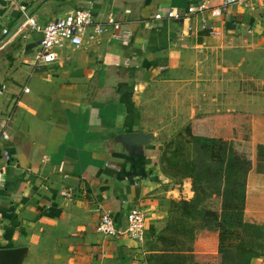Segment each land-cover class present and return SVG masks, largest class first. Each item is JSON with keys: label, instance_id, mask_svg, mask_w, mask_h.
<instances>
[{"label": "crops", "instance_id": "0c3cea01", "mask_svg": "<svg viewBox=\"0 0 264 264\" xmlns=\"http://www.w3.org/2000/svg\"><path fill=\"white\" fill-rule=\"evenodd\" d=\"M13 1L0 2V264H145V240L105 236L98 226L111 212L125 230L138 207L146 234L153 230L164 113L176 128L202 115L252 116L244 219L264 226L260 1ZM77 9L104 22L113 16L120 30L58 48V60L44 65L41 32L18 28L22 12L43 27Z\"/></svg>", "mask_w": 264, "mask_h": 264}, {"label": "rangeland", "instance_id": "374dc122", "mask_svg": "<svg viewBox=\"0 0 264 264\" xmlns=\"http://www.w3.org/2000/svg\"><path fill=\"white\" fill-rule=\"evenodd\" d=\"M163 118L167 132L162 136V143L155 158L153 172L157 178L155 187L157 200L155 209L151 213L155 221L153 230L147 233L144 239V262L145 264H196L199 258L205 256L202 246L207 242V236L217 242V251L221 248L222 239L229 236V242L233 243L231 249H228L227 256L221 254L220 249L215 261L216 264L221 262L224 264V257L225 259L227 257L229 262L236 264L240 260L236 246L242 238L236 232L239 213L235 208L222 211L227 212L230 218V223L227 225L230 226V234H226L223 231L225 224L221 225L222 214L206 216V209L197 206L195 201L199 196L201 199L212 196L213 199L222 200V197H218L217 191L208 188L206 181L216 183L226 178L228 180L244 178L248 164H245L243 171L232 175L220 173L221 165L216 160L209 161L207 155L199 152V146L185 133L186 126L176 128L177 121L173 118L167 119L165 113ZM241 197L240 189L239 201ZM211 210L216 211L215 208ZM261 233L264 231H251L246 239L251 242ZM259 242L264 244L263 239Z\"/></svg>", "mask_w": 264, "mask_h": 264}, {"label": "trees", "instance_id": "16d2710c", "mask_svg": "<svg viewBox=\"0 0 264 264\" xmlns=\"http://www.w3.org/2000/svg\"><path fill=\"white\" fill-rule=\"evenodd\" d=\"M252 116L249 114L240 113H222L213 115L198 116L185 128V133L190 139L199 146V152L208 156V160H216L221 165L220 173L233 174L243 171L245 164H248V169L244 178H236L233 180H221L220 182L212 183L206 181L209 189L217 191L218 197L213 199L212 196H207L201 199L199 196L195 204L206 209L205 215L217 216L222 214V226L225 224L223 231L230 234V218L222 212L223 210H232L235 208L239 213L236 220L237 234L242 236L239 244L236 246L237 252L240 255V260L236 264H251V261L264 253V233L258 235V240L251 242L246 239V236L251 231H264V226L258 224L247 223L244 219L246 208V179L251 168L252 161ZM205 172V171H204ZM223 187V188H222ZM222 188V189H221ZM242 190V197L239 201L238 194ZM237 190V192H236ZM202 200V201H201ZM211 205H220L215 207ZM215 208V210H211ZM210 209V210H209ZM208 237L207 242L202 246V251L205 256L199 258L196 264H216V254H228V249H231L233 243L229 242V236L222 239L221 248L216 247L214 238ZM206 237V238H207ZM264 243V242H263ZM222 264V262H221ZM224 264H232L224 257Z\"/></svg>", "mask_w": 264, "mask_h": 264}, {"label": "built area", "instance_id": "2783aa9c", "mask_svg": "<svg viewBox=\"0 0 264 264\" xmlns=\"http://www.w3.org/2000/svg\"><path fill=\"white\" fill-rule=\"evenodd\" d=\"M254 1V0H224V6H231L240 2ZM260 1L264 6V0ZM1 4L12 6L13 0H0ZM207 4L203 2L199 9L205 10ZM170 18H178V15L174 12L169 14ZM22 25H26L34 31H40L41 37L39 40L41 48V56L39 61L44 65L53 64L58 60L56 50L64 46L81 47L84 45L85 39L94 40L109 30L118 31L120 25L113 16H109L107 20L99 21L93 15V13L86 9H77L75 12L62 19H55L45 23L41 26V20L39 16L32 11H23L21 17ZM88 30L90 32L88 33ZM5 33L7 30L4 31ZM6 84L0 85V98L6 95ZM25 93H29L30 90L25 88ZM4 140L9 141V135L3 133ZM7 161H11L10 155L6 156ZM1 183V181H0ZM61 196L64 198H72L73 191L70 189H64L61 191ZM2 197L0 194V207L2 205ZM98 232L105 236L116 237L121 233L127 234L131 239L143 241L146 235V213L144 210L135 207L128 215V226L125 230H120L111 214V212H105L99 222Z\"/></svg>", "mask_w": 264, "mask_h": 264}, {"label": "water", "instance_id": "95a60500", "mask_svg": "<svg viewBox=\"0 0 264 264\" xmlns=\"http://www.w3.org/2000/svg\"><path fill=\"white\" fill-rule=\"evenodd\" d=\"M20 24H22V21H21V23ZM11 253H14V252H11Z\"/></svg>", "mask_w": 264, "mask_h": 264}]
</instances>
